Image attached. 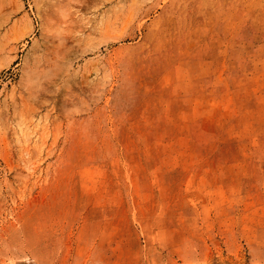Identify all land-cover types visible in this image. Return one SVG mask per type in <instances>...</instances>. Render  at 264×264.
I'll return each instance as SVG.
<instances>
[{"label": "rangeland", "instance_id": "1", "mask_svg": "<svg viewBox=\"0 0 264 264\" xmlns=\"http://www.w3.org/2000/svg\"><path fill=\"white\" fill-rule=\"evenodd\" d=\"M0 264H264V0H0Z\"/></svg>", "mask_w": 264, "mask_h": 264}]
</instances>
